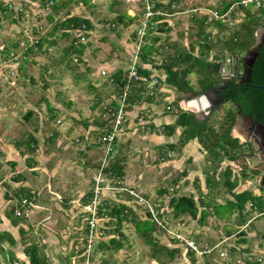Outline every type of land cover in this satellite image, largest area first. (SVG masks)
Wrapping results in <instances>:
<instances>
[{"label": "rangeland", "instance_id": "obj_1", "mask_svg": "<svg viewBox=\"0 0 264 264\" xmlns=\"http://www.w3.org/2000/svg\"><path fill=\"white\" fill-rule=\"evenodd\" d=\"M86 1L88 5H84L81 0H72V2L55 0L56 4L65 3L66 5L57 11L52 10V13L50 12L51 15H49L52 19L54 16L56 21H61L67 16L83 17L90 20L92 30L85 35L84 42H80L79 38L70 33L68 38L60 36L59 32L54 33V37L48 38L47 33L56 22L53 20L50 23L49 16H46L41 11V7L38 4L24 6L23 12L18 14L6 15L0 13L1 21L4 22V24L0 25V47H7L11 51V49H15V45H18V43L23 42L25 45L31 39H34L35 34L38 32L41 35L46 33L45 38H48V41L56 42L53 46H50L49 42H44L41 49L33 48L32 52L26 55V59L18 62L20 63L18 65L11 61H7L6 65L0 64L1 155L8 156L10 160L12 158L10 156L13 153L11 150L14 149L15 151L16 144L23 143L28 139L29 135H33L36 142L40 143L39 145L49 142L46 147L48 151L47 157L50 156V161L47 162L49 165L53 166L55 161L61 160L69 166L68 174L64 173V170L55 173L58 183H55L58 187L56 189L59 191L60 197H57L54 202L56 201L59 206H63L64 211H59V213L63 214L62 218L61 215L59 216L55 213L51 215L38 214L37 226L43 236L42 243H46L48 247L52 248V251H48L49 257L54 259L52 264H85V261L81 262V259L83 256L82 249L85 247L83 239L86 234L85 219L87 214L82 209L83 206L81 204L86 203V196L93 190L92 178L96 173L95 170L100 163L99 160L102 153V147L97 141L100 132L104 129L106 108L116 102L118 94V87L110 85L105 77H99L98 70L103 64L109 62L113 52L119 61L123 62L126 60L124 57L125 54L127 57L128 53H126L125 47L121 48L119 46V43L126 39V44H129L127 37L128 40L131 38L130 35L133 34L137 26L136 18L129 25V6L120 0H100V2L96 3H92V0ZM162 1L166 2L168 0ZM198 1L201 0H195V2ZM117 20H120L121 25L118 24L113 28L112 25L113 23L116 24ZM244 22L236 24L232 29H220L221 37L226 41L233 37L234 33L243 32L242 23ZM182 27V24H178L175 29H168L166 24H162L158 25L151 35H148L146 46L152 45L155 49L154 54L150 58L154 63L161 64L165 60L168 61L169 57L175 56L179 51L184 53L191 46L194 48L191 45L194 31H203V28L199 24L195 27L188 25V37L185 40L181 34ZM153 38L157 39L155 43L151 42ZM73 42L75 47L79 45L77 43L84 46L83 54L80 58L70 53V44ZM18 48L23 49V46L19 44ZM220 52L224 55L229 54L225 48L223 49L221 43L216 42L208 57L204 59L213 63V59ZM193 53L196 57H201L200 55H202L196 47ZM187 80L191 87L196 90L195 92L200 89L199 77L195 73L188 75ZM185 94L176 92L175 100L176 98L184 99ZM47 103L54 110L53 114L55 116L52 119H50ZM171 109L172 111L179 110L174 105H172ZM227 109H232L230 104L225 105L218 113L210 115L208 125L218 131L222 115ZM28 111H31L32 115L26 120L24 119V114ZM186 111L189 110L186 109ZM237 127L234 125L232 130H237ZM51 135L56 137L53 143L50 142ZM238 136H240L239 139H244L243 135ZM76 140H79L80 143L77 144ZM117 140H119L118 143L120 145H126L127 143V137L122 135V133ZM59 141H61V145L58 146L57 143ZM86 144L90 145L85 148ZM5 145L11 147L6 150ZM82 148L84 151H81ZM117 148L118 146L115 145V152ZM25 149L24 146L21 148L22 151H25ZM141 152L142 149L140 148L130 151L124 150L127 156L132 153V157L135 160H137V156L142 154ZM34 154V159L37 162L38 160L42 161L39 159V149ZM26 155L33 156V154ZM123 155H120V157ZM4 156L1 157L4 158ZM203 159L204 163L200 168L201 170L205 169V171L211 172L218 164L217 160L213 159V155H208L206 152ZM221 160L223 163L222 165L221 163L218 164V173H221V170L228 164L227 160ZM184 167L185 164L183 162L180 168L183 169ZM137 169L132 167L130 170L131 174H137ZM233 169L239 172L236 168ZM7 170H9V167H7ZM172 172L171 168L164 170L166 175ZM128 175L130 176V174ZM234 175L236 174L234 173ZM174 178L175 174H172L167 178V183L165 182V184L160 186L167 189L171 186L168 181ZM238 180L240 182L238 190L246 188L253 193L258 191L264 198V193L257 189L248 176L243 178L239 174ZM113 183H116L115 178H113ZM150 183H148V191H146L149 197L153 195L155 189ZM218 188L220 190L217 191L216 198L224 203L227 201V193L222 185V178L218 182ZM118 195L114 191H105L102 197L98 199L97 205L102 203V206L112 207L122 200ZM168 198H163L164 206L161 208L163 212H160L161 215L157 212L156 215L164 217L166 227L171 233L181 234L184 238L193 239L194 232H185L181 227H179L180 229L176 227V223L170 220V214L165 206L169 200ZM152 199H154L153 196L151 199L146 200L153 207ZM35 202L38 203L37 199ZM128 205L133 210L136 218L141 220L148 218L145 204L131 201ZM53 211L55 212L56 210L53 209ZM251 215L254 221L245 230V233L248 232L250 234L246 235L244 233V238L241 237L242 234L235 235L232 240L238 246L237 240L240 238L238 241L240 242L241 238L245 239L249 252L254 253V257L261 258L264 262V218L256 212L250 214V217H252ZM75 217L76 219H74ZM231 218L237 222V215ZM108 221L109 219L106 217L98 220V223H96L98 233L113 229L115 226L114 222ZM121 226L124 240L123 246L119 251H100L101 248L98 245L107 244L109 238L98 235V233L94 235L91 249L92 263L90 264H159L151 257L150 247L145 245L135 233L132 224L127 222ZM154 235L158 242V247L163 249L170 247L172 240L167 231L159 230ZM229 245L233 247L232 245L234 244ZM176 247L180 250L176 261L172 262L166 259L161 253L157 256L158 261H163L164 264H204L199 261L205 259V257L195 256L194 261H192L187 253L185 254L186 249L183 244H179Z\"/></svg>", "mask_w": 264, "mask_h": 264}, {"label": "crops", "instance_id": "obj_2", "mask_svg": "<svg viewBox=\"0 0 264 264\" xmlns=\"http://www.w3.org/2000/svg\"><path fill=\"white\" fill-rule=\"evenodd\" d=\"M10 1L17 2L18 0H10ZM4 2H9V0H0V3H4ZM35 4H38V6L41 7L39 5L40 3H37L36 0H32V3H27L25 4V6H30V5L33 6ZM130 18L132 17L130 16ZM2 24H4V22L1 21V17H0V25ZM130 36L131 38H129V40L127 37V41L129 44H126L125 42L126 39L122 40V42L119 43V46L121 48L125 47L126 53H128L127 57L126 54L124 57L126 60L123 62L119 61L115 53L113 52V55L110 56L111 58H109V62L103 64V66L99 68L98 72L101 69H104L105 71H107V75L111 76L112 78L114 73L121 72L122 76L125 78L129 64V57L130 54L133 52L132 43H133L134 35L131 34ZM4 49H8V48L4 47ZM189 49L187 50V52L189 51ZM180 53L182 52L179 51L177 54ZM158 67H161V64L160 63L156 64L152 61L145 64L142 63L141 69L146 70L148 72V76H158L159 78L163 79L164 71ZM107 82L109 83V81ZM109 84L115 86L114 79H113V83H109ZM163 86H164V92L158 95V97H156L155 99L149 97L147 98L142 97V100L140 101L136 99H132L131 103L128 101L126 108L125 122L123 123L121 131L118 135V137L120 136L121 133L122 135H125L127 137V143L126 145H120L118 143L119 140L116 141L117 142L116 145L118 146L116 155L122 159L124 176L120 180L115 179L116 183H113V178L110 179L107 178L106 180H104L106 182L103 183V185H113L115 187H121L124 189H133L147 200L149 198L151 199L153 196L154 197V199H152L153 207L155 211L158 212L159 215H161L160 212L161 213L163 212L161 208L162 206H164L163 204L164 197H169L168 199H170L171 197H178V196H187V197L192 196L199 210L197 218H190L189 216H181L177 219L174 218L172 209L169 207L167 202L165 206H166V210L170 214V220L176 223V227L178 228L181 227L183 231L190 233L194 232L193 233L194 235L192 236L193 238L192 240H194L199 244L205 243V244L214 245L223 238H229L227 243L234 244L232 246L235 247L236 243H234L232 239L235 238V235L237 236L239 234H242L241 237L244 238L245 235L243 234L245 233V230L248 229L250 224L254 221V219H252L253 216L251 215L252 217H250L248 220L242 223L241 221L242 218L240 219V217L236 219L237 222H235L234 219L231 218L234 215H237L235 212L232 213L230 216L225 215V213L227 212L226 202L228 200H232V198L227 193V191H226L227 201H225L224 203L223 201L221 202L218 198H216L217 191L220 190L218 188V182L219 180H221L222 177L220 175V172L218 173V169L216 170V174H214L215 173L214 170L208 172L205 171V169L204 170L200 169L204 163L203 158H204L205 150L201 147V145L198 143L197 140H192L189 143L185 144L183 147H179L178 143L182 133V128L180 127L176 128L175 131L170 135L166 134L164 131V127L171 126L174 124L177 115H179L181 112L193 113L195 118L200 122L208 121L209 117L203 120L204 117L197 111L192 109L186 111V109L184 108H186L188 105L187 103L184 102V99L176 98L175 100L176 92L173 93L169 89L170 87L173 86L167 85L165 82ZM119 91L120 90H118L117 92ZM195 91L196 90L194 89V92ZM196 93H198V91ZM186 95H188V93H186L185 96ZM188 98H190V96ZM175 102H177L178 105L177 108L179 109L176 110L177 112L174 111L166 112L164 110L165 106L168 104H171V107L172 105L175 106ZM115 104L116 102L113 103V105ZM146 109H149L152 112V115L148 117L147 120L148 124L147 125L137 124L136 122L137 115L140 112L145 113ZM28 112H25V114ZM25 114H24V119H26ZM106 125L107 122L105 119L104 128L106 127ZM237 130L231 131V137L238 139L240 143L243 139H239L240 136L238 135H240V133L238 134ZM52 137L53 135H51V138ZM50 142L53 143L54 140H50ZM39 144L37 143L36 145V151L39 149L40 151L39 159L42 161L38 160V162L36 161V159H34V155L36 153L33 154V156L26 154L21 156L19 154V151L16 150L15 148V151L14 149L11 150L13 153L10 156L12 158H10L9 160L8 156L1 155L0 152V264H29L28 258L25 254V248L32 245L37 246L40 249V253L41 255L44 256L46 264H52V261L54 260L52 257H49L48 255V251L49 252L52 251V248L48 247L46 243H42L43 236L40 234V229L37 226L39 220L38 214L43 213L44 215H51L55 213L59 216L61 215L62 218L63 214L59 213V211L63 212L64 208L62 205L59 206L56 203V201L54 202V200L57 197H60V194H58L59 191H57L56 189L58 188L56 186V184L58 183L55 173L62 172L64 170V173L68 174L69 166H67L68 164L64 163L61 160H59L58 162L55 161L53 165L54 167L52 165H49L47 162L50 161V156L47 157L48 151L46 148L49 142L43 145H39ZM57 145L58 146L61 145V141H59ZM89 145L90 144H86L85 148H87ZM169 145H173L174 148L171 150L169 148ZM8 147L11 146L5 145L6 150ZM137 148L142 149L141 152L142 154L140 156H137V160H135L132 157V153L130 156L129 155L127 156L124 153V150L130 151V150H136ZM168 153L170 156H168ZM120 155H123L122 156L123 158L120 157ZM1 156H4V158H2ZM31 159L34 165L29 166L28 164L30 163ZM183 162L185 164V167L181 169L180 167ZM222 163L223 161L221 162V165ZM84 165H86V163H84ZM226 166L231 167L232 177H233L232 179L237 180V187L233 190V192L240 193L242 191H249L246 188L238 190L240 185L238 177L239 174H241V172L239 171L240 172L239 173L233 169L234 167L231 165V161H228V164ZM7 167H9V170H7ZM132 167H136V169L138 168L136 170L137 174L136 173L131 174L130 170L132 169ZM167 168L168 169L171 168V170H173V172L169 175H166L164 173V170H166ZM97 169L98 168H96L95 172L97 171ZM183 171L187 173L186 176L182 175ZM233 172L236 175H234ZM247 172L248 170L247 171L244 170L245 174H248ZM128 174H130V176L132 177H130ZM172 174H175V178L170 179L168 181L171 184V186H169L167 189L165 187H161L163 184H165L167 178ZM207 176L210 178L211 181L210 184L209 181L207 180ZM149 182H151L150 183L151 186L155 188L153 195H151V197H149L148 193L146 192L148 191L147 186ZM222 185H223V178H222ZM19 191H25L32 194L34 201L32 202V209L28 218L20 219L18 217L19 219L16 220L14 215L16 209V202L18 201L17 194H19ZM91 191L93 193V190ZM105 191L107 190H104L101 193L100 197H102ZM114 192H120V191L115 190ZM120 193H125V192H120ZM253 194L256 196H263L258 191L254 192ZM118 196L122 198V200H120L119 202L127 201L126 203L128 205L129 202L128 197H130L129 195L120 194ZM36 199L38 203L35 202ZM84 204H81V206H83L82 209L85 210L84 212H86L87 214V217L85 219L87 231L84 236V242H85L84 248L86 251V235L88 232V220L90 217V213L86 208L90 207L91 202H89L88 204L87 203ZM99 206H102V203L98 204V207ZM247 208H245V211L247 210ZM53 209H55L56 211L54 212ZM216 209H219L218 210L219 215L215 213ZM201 213L205 214V218L199 221ZM71 218L73 220V216ZM101 218L102 217H99L97 215L96 223H98V220ZM74 219H76V217ZM161 220L166 224V221L164 220L163 216H161ZM104 232L102 231L101 235L107 236L104 234ZM245 234L249 235L250 233L247 232ZM107 237L110 238V236ZM242 238L240 241L241 243L238 242L240 239L239 238L237 240L238 246L231 249L233 262L239 264L242 263L252 264L248 261L249 259L255 260L259 258L254 257V253L249 252V247L245 244V239ZM205 241L209 243H206ZM169 246H170L168 247L169 249L177 248L176 247L177 245L174 241H172ZM85 251L83 250L82 252L83 256L81 262L85 261ZM246 255L247 256L250 255L251 257H245ZM201 261L204 264H208V263L223 264L222 261L218 259L217 255L205 257V259H202L199 262ZM90 263H92L91 258L88 264Z\"/></svg>", "mask_w": 264, "mask_h": 264}, {"label": "trees", "instance_id": "obj_3", "mask_svg": "<svg viewBox=\"0 0 264 264\" xmlns=\"http://www.w3.org/2000/svg\"><path fill=\"white\" fill-rule=\"evenodd\" d=\"M43 5L47 1H52L54 4L51 8V11H57L59 8L64 7L66 4H56L55 0H40ZM68 2H72V0H68ZM84 5H88L86 0H81ZM156 7H161V5H156ZM4 10L2 6H0V13ZM50 11V12H51ZM52 13V12H51ZM51 13L48 14L51 15ZM245 22L243 24V32L234 33L233 37L224 41L222 43L223 49L227 50L229 54L235 55L239 51L244 48L249 47L253 42V32L258 25L264 26V3L258 9V11L251 13L250 11L245 12ZM49 22L51 23L53 20L56 22L53 24L52 28L47 33V36L54 37V33L59 32L60 36L63 38H68L69 31L72 29H82L85 27V30H92V23L90 20L83 17L76 16H67L61 21H56V18L48 17ZM129 25L132 24L133 18H130ZM120 21V20H119ZM117 20V23H113V28L116 25L121 23ZM127 26V25H124ZM47 32V31H46ZM46 34V33H45ZM45 34L41 35L39 32L35 34V37L38 36L37 42L34 46L29 47L28 51L25 52L26 55L32 52L33 48L37 47V49H41L43 43H47L50 46H53L55 41H48L45 38ZM203 34V31H199L198 35ZM157 41L156 38L151 40L152 43ZM77 47H75V43L70 44V53L75 54L78 58H80L83 54L84 46L80 43ZM17 45H15L16 47ZM214 47V44H207L201 46L199 48V52L202 54L201 57L194 56V48L191 46L188 52L180 53L175 56L169 57L168 61H164L161 63V67L164 72L163 81L170 86H173L176 89V92L179 94L191 93L194 92V88L189 84L187 77L188 75L195 73L199 77V87L198 92H204L214 87L218 82L219 75V63L217 62H207L204 58L208 57L209 52ZM5 53L8 49H4ZM7 50V51H6ZM155 49L150 46H146L142 50L141 61L142 63L152 62L150 59L154 54ZM221 54V55H220ZM218 56H215V60H219L220 56L224 55L220 52ZM141 74H145L148 76V72L146 70L141 69L139 71ZM113 79L115 81V86L118 87V90L121 89L124 85V77L121 72H116L113 74ZM135 85V86H134ZM131 88V91L128 96V101L131 103L132 99H136L138 101L142 100L144 89L136 84H134ZM264 85V43L259 52V55L254 63L252 68V76L250 84H235L234 81L231 86L224 92H221L222 97L226 102L236 104L241 107L242 113L244 115L254 116L255 114L260 113L261 122L264 124V91L260 89L261 86ZM151 100V99H148ZM175 106L178 107L177 102H175ZM47 109L50 113V119H52L55 115L53 114V109L50 104L47 103ZM32 115L31 112L25 114L26 120ZM235 115L232 112V109H227L222 115V120L219 125V130L216 131L212 126L208 125V121H198L193 113L190 112H181L177 115L176 120L173 125L164 127V131L166 134H172L176 128H182V133L179 139L178 146L183 147L185 144L189 143L192 140H197L201 147L205 150V152L209 155H213V159L218 161V164L222 162L221 159H225L227 161H235L241 156L242 146L239 144L238 139L231 137V131L235 124ZM101 133V132H100ZM50 140H55V136H53ZM36 139L33 135H29L28 139L23 143L16 144V150L19 151V154L22 156L24 154H34L36 151ZM25 147V151L22 152L21 148ZM169 148L172 150L174 148L173 145H169ZM32 161V159H31ZM28 164L29 166L34 165L33 161ZM218 164L214 169L216 174V170L218 169ZM99 165L97 166V168ZM186 172L183 171L182 175L186 176ZM223 178V185L226 188L227 193L230 195L232 200H228L226 202V210L225 215L230 216L232 213H236L237 217L242 218V223L250 218V214L256 212L259 216L264 218V198L263 196H256L251 191H242L240 193H234L233 190L237 187V180L232 179V169L230 166H226L222 172L220 173ZM124 176L123 167H122V159L119 158L116 154L109 160L107 166L103 170V180L107 178H115L120 180ZM247 174L242 173L241 177L247 178ZM207 180L209 184L211 183L210 178L207 176ZM93 184V182H92ZM208 184V185H209ZM119 195L127 193L117 192ZM128 195V194H127ZM18 201L21 197L27 198L30 203L34 201L32 194L19 191ZM16 196V197H17ZM93 197L92 191L87 195L88 204L91 202ZM132 197H128V201L131 202ZM134 201V200H133ZM125 202H120L118 204L113 205L112 207L108 206H99L98 216L99 217H107L109 221L114 222L113 229H109L104 232L105 235L110 236L107 244L98 245L100 251L103 250H112L114 252L119 251L123 246V233H122V224L123 223H131L134 227L135 233L142 239L145 245L150 247L151 249V257L158 262L159 264H164L163 261H158V254H162L166 259L170 261H176V257L179 256L180 250L169 249V248H160L158 247V242L155 238V233L157 230H160L154 221L151 220L150 214L147 212L148 219H139L134 216L133 210L127 205ZM128 202V203H129ZM169 207L172 209L173 217L179 218L181 216H189L190 218H197L199 210L198 206L192 196H178L171 197L168 201ZM248 205V209L245 211L246 206ZM17 208V202H16ZM219 209L215 210V213H218ZM245 212V213H244ZM244 213V214H243ZM15 216V215H14ZM158 218L161 217L158 215ZM205 218V214H200V220ZM15 219L19 218L15 216ZM87 231V228H86ZM84 241V239H83ZM85 251V248L82 251ZM188 257L192 261H194V255L191 252H186ZM25 254L28 258L29 264H46L45 258L40 253V249L37 246H29L25 248ZM106 264V263H105ZM258 264V263H252Z\"/></svg>", "mask_w": 264, "mask_h": 264}, {"label": "built area", "instance_id": "obj_4", "mask_svg": "<svg viewBox=\"0 0 264 264\" xmlns=\"http://www.w3.org/2000/svg\"><path fill=\"white\" fill-rule=\"evenodd\" d=\"M40 3L41 11L46 14L50 13L53 6L52 1H47L43 5L40 0H36ZM125 5L129 6V16L136 18L137 26L133 31V52L129 57V64L124 78V85L120 91L117 92L116 104L106 108V127L101 131L98 138V143L102 147V153L100 158L99 167L93 176V197L88 207L90 217L88 220V232L86 235V251L85 261L89 263L91 258V249L93 244V237L98 232L96 227L97 221V201L104 190L107 191H120L127 193L136 202L145 204L147 206V212L150 214V218L156 226L162 230L167 231L171 236V240L176 245H182L186 249V252H191L194 257H209L211 255H217L218 259L223 264H239L233 262V256L228 240L229 238H223L214 245L199 244L190 238H184L181 234L171 233L166 227V224L158 218L154 207H152L144 197H141L133 189H124L121 187H115L113 185H103L106 181L103 180V170L107 166L109 160L116 154L115 145L117 137L121 131L122 125L125 122L126 108L128 104V96L131 88L134 84L144 89L143 95L152 99L158 97V95L164 92V81L158 76H146L141 74L139 70L142 67L141 54L143 48L147 45V37L155 31L158 25L166 24L169 29H175L178 24H182L181 34L185 40L188 37V25L195 27L197 24L203 28V34L198 35L199 31H194V36L191 39V45L199 49L201 46L207 44H214L216 42L223 43L225 40L219 33L220 29H232L236 24L245 20V12L250 11L254 13L263 5L264 0H204L195 2V0H168L166 2L162 0H120ZM100 2V0H92V3ZM27 3H32V0H18L17 2H4L0 3L2 14L11 15L22 13L24 6ZM161 5V7H156ZM40 29V28H39ZM70 34H74L79 38L80 42H84L85 35L89 31L82 29H72ZM38 37L31 39L24 45L23 42L18 43L15 49L6 50L4 47H0V64L6 65L7 61H11L15 64H20L26 59V53L29 47L34 46ZM79 42V41H78ZM19 44L23 46V49H19ZM22 53H18L20 51ZM213 62L220 63V60L213 59ZM99 76L105 77L109 83H113V78L107 75V71L101 69ZM173 93L176 89L169 88ZM164 110L171 112L170 104L166 105ZM174 112H177L174 110ZM152 115L151 110L146 109L145 113L140 112L136 117V122L139 125H147L148 117ZM77 144L79 140L75 141ZM84 149L82 148L81 151ZM168 156L169 153H168ZM32 203L27 198L21 197L17 201V208L15 209V216L19 218H28L31 213ZM101 235V233H98ZM245 257H251L246 255ZM250 263L264 264L262 259H249ZM243 264V263H242Z\"/></svg>", "mask_w": 264, "mask_h": 264}, {"label": "water", "instance_id": "obj_5", "mask_svg": "<svg viewBox=\"0 0 264 264\" xmlns=\"http://www.w3.org/2000/svg\"><path fill=\"white\" fill-rule=\"evenodd\" d=\"M258 29L260 32L254 35L253 42L249 47L242 49L235 55L227 54L220 56L218 70L220 79L214 87L210 88L206 92H202L200 94L196 92L188 93L190 98H188L189 96H185L184 98V102L188 105L186 109L197 111L204 117L203 120H205L213 112H219V110L224 107L223 104L225 100L222 97L221 92L226 91L233 83V80L235 84L246 85L251 83L252 68L264 43V26H260ZM260 89L264 91V85L261 86ZM201 100H205L208 104L206 111H200L196 108V105H198ZM232 112L237 117L238 123L236 125H239L240 121L252 123L251 117L249 115H244L240 106L232 104ZM259 127L264 128L261 125ZM250 144H252V139L250 140ZM250 161V158L240 157L235 161H231V165L238 171L247 167L248 169H253V164H251ZM262 177L263 175L259 178ZM257 186L261 187L258 181Z\"/></svg>", "mask_w": 264, "mask_h": 264}, {"label": "flooded vegetation", "instance_id": "obj_6", "mask_svg": "<svg viewBox=\"0 0 264 264\" xmlns=\"http://www.w3.org/2000/svg\"><path fill=\"white\" fill-rule=\"evenodd\" d=\"M260 26H262V25H258L255 28V30L253 32V37L255 34L260 32L258 29V27H260ZM219 79H220V76H219ZM202 92H198V94H200ZM204 92H206V91H204ZM227 104H230L232 107V103H229L226 101L224 102L223 106H225ZM205 105H208L206 103V101L201 100V102L198 103V105H196V108L199 109L200 111L201 110L206 111L208 107ZM216 109H217V107H216ZM214 113H218V112L215 111L211 115H213ZM250 117L252 119V123H248L247 121H240V123L238 125V130H239L238 132L240 133V135H243V137H244V139L239 143L242 146L241 147L242 151H240L241 152L240 157L250 158L251 159L250 163L253 164V169H248V167H247L245 169H242L240 172L242 175L244 170L245 171L248 170V172H247L248 178L254 182V184L256 185L258 190H260L262 193H264V128L259 127L260 125L264 127V124L261 122L260 113L255 114L253 117L252 116H250ZM237 123L238 122H237V117H236L235 118V124H237ZM251 139H252V144H250ZM262 175H263V177L259 178ZM257 181L261 185V187L257 186V184H256Z\"/></svg>", "mask_w": 264, "mask_h": 264}, {"label": "clouds", "instance_id": "obj_7", "mask_svg": "<svg viewBox=\"0 0 264 264\" xmlns=\"http://www.w3.org/2000/svg\"><path fill=\"white\" fill-rule=\"evenodd\" d=\"M205 106H207V105H205Z\"/></svg>", "mask_w": 264, "mask_h": 264}]
</instances>
